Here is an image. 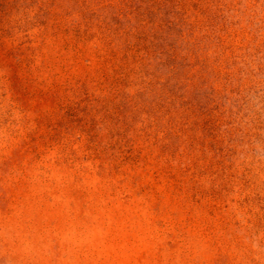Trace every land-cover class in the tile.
I'll use <instances>...</instances> for the list:
<instances>
[{
  "label": "rangeland",
  "instance_id": "rangeland-1",
  "mask_svg": "<svg viewBox=\"0 0 264 264\" xmlns=\"http://www.w3.org/2000/svg\"><path fill=\"white\" fill-rule=\"evenodd\" d=\"M0 264H264V0H0Z\"/></svg>",
  "mask_w": 264,
  "mask_h": 264
}]
</instances>
